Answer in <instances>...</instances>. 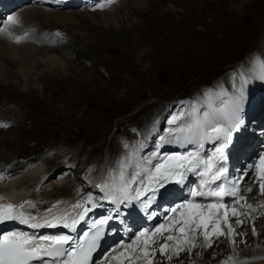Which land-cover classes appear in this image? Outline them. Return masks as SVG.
I'll return each instance as SVG.
<instances>
[{
	"label": "rangeland",
	"instance_id": "obj_1",
	"mask_svg": "<svg viewBox=\"0 0 264 264\" xmlns=\"http://www.w3.org/2000/svg\"><path fill=\"white\" fill-rule=\"evenodd\" d=\"M235 1L195 0L200 8L194 10L191 15L184 13L179 4L176 6L164 3L160 10L162 23L154 28L151 35L145 34L141 38L143 48L151 53L150 58L145 61L149 71L143 72L142 65H136L130 59L118 56L115 49H110L111 52L107 51L103 54L104 59L102 58V61L110 63L102 61L97 63L94 57L81 58V63L95 79L88 86H82L78 78L69 74L67 80L70 86L68 85L67 94H63V91L50 93L52 90L48 84L49 88L44 90L39 88V92L34 97L26 98L31 101L22 102L27 104L24 108L25 115L20 114V108L16 109L15 106L9 108L16 116L24 117L26 121L22 124L27 131L24 133L25 139L17 137L12 153L5 152L10 158L7 161L0 159V176L4 177L0 179V183L25 178L35 166L40 164L46 167L43 178L53 175L47 180L48 185L57 181L68 184L81 176L80 179L84 184L96 175V164H99V170L105 166L108 152L110 153L109 169H117V160L132 151V140H135L134 144L137 141L140 143L144 131L145 135L148 133L149 136L152 135L150 140L156 143L154 148L156 150L159 136L170 126L167 124L168 120L182 108L188 112L192 103L196 104L202 114L209 102L204 101L201 105L202 100L199 98L214 89L219 91V95L215 91L218 104H215L217 100L212 102L214 106H218L219 100L227 97L225 93L229 94L230 83H235L233 79L238 75L235 73L239 75L243 73L250 77V64L258 58H264V0ZM145 6L143 4L141 9ZM134 18L131 17L133 23L137 22ZM163 19H167V23ZM6 20L7 18L0 28L6 26ZM162 39L164 42L160 41ZM116 57L119 61H115ZM72 58L74 59L75 56ZM241 68L245 72L240 70ZM55 77H57L56 82L61 81L57 74ZM256 82L254 84L259 86V81ZM252 88L250 85L247 86L248 90L254 91ZM204 98L209 100V94ZM2 102L8 105V101L0 97V104ZM171 109L173 115L170 116ZM152 126L155 132H152ZM4 129L0 126V131ZM261 129L264 130V126ZM10 138L13 139L14 136ZM125 144L129 145V148L124 147L123 150ZM113 149L116 156L110 161ZM138 150L140 157L146 156L140 153V149ZM14 154H16L15 159ZM69 156L72 158L66 160ZM62 160L64 161L59 163ZM7 162L9 164H6ZM66 166H68L67 170L63 171ZM84 168L87 171L86 175L80 172ZM66 172L72 174L67 175ZM74 174L77 177H74ZM254 176L255 169H252L245 177L244 187ZM84 188H88V185L84 184ZM255 188L256 198L249 204L251 203L253 208H261L259 205L264 203V196L260 195L259 184ZM51 189V186L45 190L40 188V193L50 192ZM94 189L93 196L96 198L100 194V188ZM28 193L30 195L31 192ZM36 210L37 208L33 211ZM163 222L160 221L157 225ZM236 232L240 233V230L236 229ZM248 232L254 248L264 251V245L256 244L257 235L252 234V228L248 229ZM131 235L124 244H130L135 239L136 234ZM160 243L163 244L159 240L157 247ZM120 245H116L104 256L102 253L96 264H129V261L120 255L125 251ZM242 245L244 248L247 247L243 243ZM196 249H201L202 252L198 255L194 250L192 253L186 252L183 256L185 264H210V259L217 258V253L210 251L212 249L217 251L213 248V243L211 248L202 249L198 246ZM118 251L119 254L116 253ZM115 256L117 260L113 259ZM227 257L229 256L219 257L218 261H223ZM137 261L142 264V260ZM158 261L156 258V263ZM169 261L167 258L164 259L165 264Z\"/></svg>",
	"mask_w": 264,
	"mask_h": 264
},
{
	"label": "bare ground",
	"instance_id": "obj_2",
	"mask_svg": "<svg viewBox=\"0 0 264 264\" xmlns=\"http://www.w3.org/2000/svg\"><path fill=\"white\" fill-rule=\"evenodd\" d=\"M164 3H170V5L175 4L176 6L179 4L183 12L190 15L194 10L200 8V5L195 2V0H115V2L111 4H108L106 0H0V25L5 21L6 17L8 18L9 16H14L19 19V23L16 25H9L8 27L0 28L5 29L4 31H0V97L2 100L5 99L8 101V105H4L3 102L0 104V125H6L2 126L6 130L4 129V131H0V159H2V161H7L10 158V156L6 153L13 152L15 144L17 143V137L25 139L24 136L26 134L24 133L27 131L26 128L23 127L24 124H22L26 121L23 119L24 117L21 115H19V117L16 116V114L11 111V109L9 110V108L15 106L16 109L20 108V114H24V108H26L27 104L22 102L31 101L26 100V98L28 99L30 96L34 97L39 92V88L43 90L49 88L48 84H50V90H52L50 93L63 91V94H67L66 92L69 90L70 86L67 80L68 76H70L69 74L78 78L81 81L82 86H88L89 83L94 82L95 79L92 78L93 76L91 77V74L88 73L86 66L81 63V58L89 59L94 57L95 61L99 63V61H102V58L104 59L103 54H106L107 51L111 52L109 51L110 49H115L118 56L130 59L136 65H142L143 72L149 71V66H147L148 64L145 61L150 58L151 53L147 52V50L143 48L141 38L144 37L145 34L151 35L154 28L162 23L160 10ZM98 4H104V7H97ZM143 4L146 6L141 9ZM131 17H135L134 19H137V22L133 23L131 21ZM165 20L164 22L167 23V19ZM16 36L22 37L19 43L15 41ZM160 41H163V39ZM72 56H75V58L73 59ZM117 60L118 58L116 57L115 61ZM102 62L104 63L106 61L103 60ZM108 62L109 61L106 63ZM113 63L114 62H112V64ZM257 64L258 60H256L253 64H250V77L255 75L254 73L257 70ZM240 70L245 72L243 68ZM55 74L60 77L61 81L56 82L57 77H55ZM235 74H238L236 79H233L236 84V82L239 81V73ZM256 81H259V86L254 84ZM236 85L238 86L239 84ZM249 85L254 88V91L247 89L248 98L244 108H250L253 106L255 109H258V114L250 117L246 124V128L250 136L247 140L251 141V144H244L243 146L246 147V149L240 148L242 152L234 158L235 160L238 159V163L240 164L249 163L258 153L264 152V130L261 129L264 126V117L261 118L262 114H264V81L253 79ZM233 92L234 89L233 91L230 90L229 94H232ZM13 96H16L17 98ZM199 99L202 100L200 101L201 105L204 101H206L204 97H200ZM3 109H8L11 112ZM152 127V132H155L156 130L154 129V126ZM148 134L145 135L144 131L143 136H141L140 143L137 141L134 144L135 140H132V151L140 149V153H144L143 155H146L145 157L142 155L143 158H151L154 152H158L160 155H165L184 151L186 148H193L192 145L181 146L179 143L173 142L165 143V145L162 144L163 148H161V145L155 150L154 148L156 147V143L151 142L152 140L150 139L152 138V135L150 134L151 136H149ZM162 135H166V133L163 132ZM13 136L14 138L11 139L10 137ZM210 143L211 142L206 141L205 147L209 146ZM122 149L124 150V146ZM112 152L113 155H111L110 161L111 158L113 160V156H116L114 149ZM251 152L253 153L251 154ZM108 154L110 156L109 152ZM109 156L107 157V168L105 167L107 171L106 178L108 177L110 170L108 163ZM13 157L15 159L16 154H14ZM71 158L72 156H69L66 160ZM115 160L117 159L115 158ZM119 160H117V162ZM63 161L64 160L59 163ZM153 162L156 163L159 161L153 160ZM6 164H9V162ZM67 167L68 166H66L63 171L67 170ZM95 169L97 170L96 175L91 178L88 182V188L85 189L82 179H80L82 176L68 184L64 183V181H57V183L52 182L50 185L46 184L47 180H49L53 175L43 178L46 167L38 164V166H35L32 169L30 174L25 176V178L0 183V197L3 198L0 202H7L6 199H9L10 201H18L20 198L22 199L21 202L24 200L34 201V209L37 208L36 211H33L34 209L28 205H25L26 208L24 209L35 215L44 211L47 206H50V199H52L55 204L57 201L61 203L60 200H62L63 196L73 197L74 199L80 200L79 197H81L82 194H91L95 202H103L104 200L100 199V197L103 196L101 191L96 198L93 196V192L95 191L94 188H99L97 187L99 180L93 181L99 173V164L95 165ZM85 170L86 168L81 170V174L84 173L86 175L87 171ZM129 171H131V169H129ZM66 173H68L67 175L72 174V172ZM74 177H77V175L74 174ZM91 182L93 183L90 184ZM191 182L192 181L190 180L185 181V184L180 185L179 188H182V191H184L187 186H191ZM243 184H246V181L243 182ZM257 184L258 183H255L254 176L249 179L248 185L245 186L253 189L252 192L243 193V195H247V203L256 198L255 187ZM48 186L52 187L50 192L41 194L40 188L45 190ZM167 186H169V184L166 185V187ZM195 186H197V183H195ZM243 187L244 185L242 188ZM28 191L31 192L30 195L35 193L33 195H35L34 197L36 198H34L33 195L30 196ZM150 194L151 193H146L145 197H142V199L146 198V196ZM163 196H165V191L162 196H157L158 200H156V203L153 204L149 210L152 213H157L159 215V220L153 222L152 224H147L146 220L137 221V225L129 232L127 231L128 228L125 230L126 235H124V237L126 236V238H130L129 236L131 234L140 231L143 227L153 229L160 221H164L162 224L167 223L172 218V216H168L169 213H171L170 209L175 207L177 204L182 203L185 199L191 198L189 197L190 195L187 194L184 197L181 193L175 198H162ZM44 200H46L47 203L43 202ZM67 201L71 203L72 199ZM211 201L212 200L209 199L207 201H203V203ZM103 204L106 209H112L115 207V205L112 203L110 204L109 202ZM163 207L170 208L168 213L161 212ZM255 209V212H251L249 209H242L246 212H250V216L252 217L247 218L246 216H243L241 219H243L245 223L240 226L234 225V227L239 229L240 232L245 233L243 236L237 235L235 237L237 241L235 246L231 245L228 242V239L224 236L219 238L214 237L212 239L213 248H216L217 251H214V249L210 251L216 252L217 258L210 259V264H221V261H218V258L225 255H233L234 247L238 257L240 259H246L247 264H264V251H259V249L254 248V244H252V240H250L248 232V229L250 230V228L255 226L256 232L258 233L256 244L264 245V231L262 230L264 229V208ZM105 210H94L88 213L85 220L77 225V228L79 226H85L91 216H97L100 212ZM133 210L139 216L146 214V212L140 209L137 203ZM54 211H56V209H54L53 212ZM260 214L261 216H259ZM235 219L236 217L233 216L230 218L229 222L234 224ZM61 230H64V233L69 235H74L76 232H70L68 229L64 228ZM84 230L85 229L83 228L82 231ZM38 233L39 235H43L51 232L47 229L45 231H39ZM55 233H51V235H54ZM64 233H56L55 235ZM167 235L168 233L165 232L163 236L157 240V243L159 240L164 243V236ZM121 241L125 243L124 240ZM202 241L203 237L201 236L199 238V242ZM114 242H111L110 244L102 243L103 249L94 261L96 262V260L101 257L102 253L104 254L106 250H109L110 246L114 245ZM157 243L155 246L158 249V252L155 254L154 264L156 263V258L159 260L156 264H165L164 259L167 257L160 254ZM242 243L247 245V247L244 248ZM121 249L123 248L121 247ZM193 250L196 255L202 252L201 249L194 248ZM205 252L207 251H204V253ZM116 253L119 254L120 252L118 251ZM185 254L186 252H181L179 256H173L168 264H185V258H183ZM134 264H139V262L134 260ZM142 264H144V261H142Z\"/></svg>",
	"mask_w": 264,
	"mask_h": 264
},
{
	"label": "snow or ice",
	"instance_id": "obj_3",
	"mask_svg": "<svg viewBox=\"0 0 264 264\" xmlns=\"http://www.w3.org/2000/svg\"><path fill=\"white\" fill-rule=\"evenodd\" d=\"M106 2L111 4L115 0ZM97 7L103 8L104 4H98ZM18 23L17 17L7 18V25ZM21 39L20 36L15 37L17 43ZM258 66L260 71L252 77L243 73L239 75V85L234 84L232 94L225 93L227 99H220L219 106L209 104L201 114L196 104L192 103L188 112L182 108L168 120L170 127L164 130L166 135L159 136L157 149L164 143L175 142L181 146L192 145L191 150L165 155L154 152L151 158H142L138 151H129L126 156L121 157L117 162V169H110L104 182L97 185L103 193L100 199L110 201L115 207L109 209L107 215L89 222L88 231L78 237L69 234L37 237L24 231L2 233L0 264H96L93 253L97 251L110 221L120 220L124 215L121 206L131 207L137 203L151 218L155 213L149 210L157 196L164 194L166 185H184L189 173L199 177L198 186L188 189L191 198L170 209L172 218L167 223L137 232L130 244H124L122 241L120 246L125 251L120 255L127 259L129 264H134V260L154 264L157 252L155 245L165 232L168 235L164 236V243L160 244L159 252L168 260L179 256L181 252L192 253L198 246L210 248L214 237L224 236L235 246V237L245 233H237L234 225L245 223L241 217L250 215V212L242 209L256 211L243 195V192H252L253 189L242 188V182H245V177L252 169H255V183L259 184L260 195L264 196V152L259 154L255 163L249 164L248 168L236 177L229 176V168L226 166V149L232 144L234 133H240L244 128L243 113L248 98L247 86L253 79L264 81V59L258 58ZM206 141L215 142L210 152L204 151ZM124 147L127 149L129 145L125 144ZM153 160L159 162L154 163ZM3 178L0 176V179ZM146 193L151 194L142 199ZM197 197L213 199L211 202L201 203L196 200ZM225 197L233 198L231 204L225 203ZM2 199L0 197V200ZM59 203L57 201L47 209L45 216L38 217L24 211L25 205L35 207L31 200L18 204L0 202V223L18 221L32 229L62 226L70 232H75L77 225L85 220L89 212L103 207L93 201L91 194L85 200L73 204L71 212L54 213L53 210ZM85 204H91V208L85 207ZM259 207L264 208V203ZM233 216L236 217L234 224L229 222ZM252 234H258L255 226L252 227ZM201 236L203 241L199 242ZM233 253L221 261V264H247L246 259L238 257L235 247Z\"/></svg>",
	"mask_w": 264,
	"mask_h": 264
}]
</instances>
